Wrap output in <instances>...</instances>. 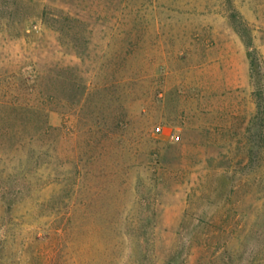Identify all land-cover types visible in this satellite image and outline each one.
Segmentation results:
<instances>
[{"label": "rangeland", "instance_id": "rangeland-1", "mask_svg": "<svg viewBox=\"0 0 264 264\" xmlns=\"http://www.w3.org/2000/svg\"><path fill=\"white\" fill-rule=\"evenodd\" d=\"M241 26L264 55V0H0V264H264Z\"/></svg>", "mask_w": 264, "mask_h": 264}, {"label": "trees", "instance_id": "trees-1", "mask_svg": "<svg viewBox=\"0 0 264 264\" xmlns=\"http://www.w3.org/2000/svg\"><path fill=\"white\" fill-rule=\"evenodd\" d=\"M239 33L243 37L247 47L251 48L250 57H251V72L252 78L255 84L254 96L256 100L257 112L260 113L262 111V107L264 104V94L260 91L258 87V80H260L259 72L263 68L264 65V55L259 53L253 48L252 39L249 37L247 29L244 26L237 27Z\"/></svg>", "mask_w": 264, "mask_h": 264}, {"label": "built area", "instance_id": "built-area-1", "mask_svg": "<svg viewBox=\"0 0 264 264\" xmlns=\"http://www.w3.org/2000/svg\"><path fill=\"white\" fill-rule=\"evenodd\" d=\"M177 139H178V137H177Z\"/></svg>", "mask_w": 264, "mask_h": 264}]
</instances>
